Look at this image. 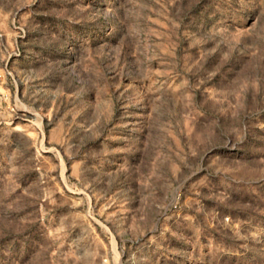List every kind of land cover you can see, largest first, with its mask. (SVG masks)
<instances>
[{"label": "rangeland", "instance_id": "1", "mask_svg": "<svg viewBox=\"0 0 264 264\" xmlns=\"http://www.w3.org/2000/svg\"><path fill=\"white\" fill-rule=\"evenodd\" d=\"M0 264H264V0H0Z\"/></svg>", "mask_w": 264, "mask_h": 264}]
</instances>
